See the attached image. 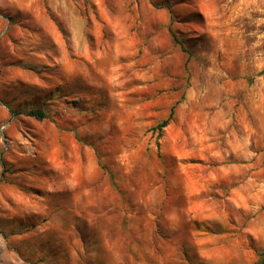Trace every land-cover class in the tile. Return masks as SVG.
Segmentation results:
<instances>
[{"label": "rangeland", "instance_id": "1", "mask_svg": "<svg viewBox=\"0 0 264 264\" xmlns=\"http://www.w3.org/2000/svg\"><path fill=\"white\" fill-rule=\"evenodd\" d=\"M202 135L264 218V0H0V264L223 263L194 240L251 216L180 177Z\"/></svg>", "mask_w": 264, "mask_h": 264}, {"label": "crops", "instance_id": "2", "mask_svg": "<svg viewBox=\"0 0 264 264\" xmlns=\"http://www.w3.org/2000/svg\"><path fill=\"white\" fill-rule=\"evenodd\" d=\"M166 135L167 138L170 136L169 130ZM181 138L182 141L176 143L181 146L180 152L176 153L177 160L180 163L191 162L192 165L191 169H182L179 174L184 179L187 187H190L192 196L194 197L195 194L197 196L202 195L208 191L209 187L213 188L216 184V175L224 180L234 176L237 179L231 182L232 186H230L231 184L229 185V196L224 201V209H231L238 213L241 211L242 215L251 216L250 219H246L244 216L223 219L227 226L233 220V230L236 231L235 235H237L236 240L232 241V237L228 234L215 235L210 228L207 232L199 234L197 239L194 240V250L207 258L219 256L226 258L220 264H230L232 260L229 259L234 258L240 259L237 264H253L255 252L264 253V218L253 216L256 214L255 211H250L248 199L254 200L255 185H253L251 178L250 181L243 180L246 175L242 178L240 177L244 173H242L241 165L238 164L240 160L235 159L238 153L235 147L231 146L230 136H228L224 150L217 153L214 152V147L212 148L209 144L206 135L199 136L196 140H193L191 142L192 145H190L192 150L190 151L184 149V146H187L188 143L183 136ZM195 147L200 148L196 149ZM232 154L235 157H232ZM215 163L218 164L217 170L214 168ZM197 199L199 201L200 197ZM188 208L203 209L204 205L199 203V206H188ZM207 221L206 224L211 226L213 221L211 219H207ZM239 230H242L241 234L238 232Z\"/></svg>", "mask_w": 264, "mask_h": 264}, {"label": "trees", "instance_id": "3", "mask_svg": "<svg viewBox=\"0 0 264 264\" xmlns=\"http://www.w3.org/2000/svg\"><path fill=\"white\" fill-rule=\"evenodd\" d=\"M174 42H175V44L180 45V43L177 41V39L175 37H174ZM11 113H12V111H11ZM26 116L33 118L37 121H42V120L47 118L46 114L40 110H29L26 113ZM173 117H174V107H172V109L170 110L169 116L165 120H163L161 123H159L156 127H154L152 129L153 131L158 132V137H161L162 132L169 125V123L172 121ZM30 193L38 195L37 190H31ZM257 264H264V259H262Z\"/></svg>", "mask_w": 264, "mask_h": 264}]
</instances>
